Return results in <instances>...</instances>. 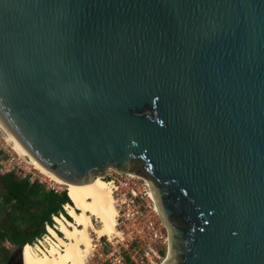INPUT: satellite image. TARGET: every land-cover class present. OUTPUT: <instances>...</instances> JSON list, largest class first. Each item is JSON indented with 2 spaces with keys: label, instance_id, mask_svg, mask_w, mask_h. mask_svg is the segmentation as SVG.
Returning <instances> with one entry per match:
<instances>
[{
  "label": "water",
  "instance_id": "1",
  "mask_svg": "<svg viewBox=\"0 0 264 264\" xmlns=\"http://www.w3.org/2000/svg\"><path fill=\"white\" fill-rule=\"evenodd\" d=\"M0 122L69 183L149 178L169 264H264V0H0Z\"/></svg>",
  "mask_w": 264,
  "mask_h": 264
},
{
  "label": "built area",
  "instance_id": "2",
  "mask_svg": "<svg viewBox=\"0 0 264 264\" xmlns=\"http://www.w3.org/2000/svg\"><path fill=\"white\" fill-rule=\"evenodd\" d=\"M10 146L13 149L12 145ZM10 172H17L22 179L29 180L31 184L34 182L41 184L47 191L68 194L67 184L58 183L42 173L28 155H21L14 149L7 150L0 138V177ZM104 178L111 184L113 194L117 200L120 212L118 225L121 226L122 234L119 237L122 241L118 249L113 246L111 251L104 253V258H101L98 264H103V261L109 264H133L137 262V257L132 252L137 250H140L144 255V264H158V260L161 259L164 252L161 248H157L156 244L169 245V232L166 222L157 210L156 202L152 197L150 179L142 174L122 173L115 169H109ZM65 204L62 205L64 211L53 213L51 216L53 221L46 222L44 233L36 237L31 243L37 254L48 252L51 242L58 244L57 237L51 229L60 235L62 234L56 216L62 217L63 214L67 216L68 212ZM5 205L0 195V209ZM107 240L112 244L108 237ZM5 245L7 248L13 246L8 240ZM122 247L124 251L129 252V258L125 259L118 251Z\"/></svg>",
  "mask_w": 264,
  "mask_h": 264
},
{
  "label": "bare ground",
  "instance_id": "3",
  "mask_svg": "<svg viewBox=\"0 0 264 264\" xmlns=\"http://www.w3.org/2000/svg\"><path fill=\"white\" fill-rule=\"evenodd\" d=\"M0 127L6 133V141L12 143V147L16 152L21 155H28L35 166L48 177L58 183L67 184L68 195L72 201V203L65 204L72 219L64 214L62 217L56 216L62 234L60 235L51 229L57 237L58 244L51 242V247L45 254H37L31 244H26L22 250L24 264H88V257H90L89 255L95 246L92 233L97 234V237L100 238L107 236L111 240L122 235L121 230L118 228L119 207L112 186L107 179L97 174L93 176L94 180L92 182L73 184L58 178L31 156L9 134L1 122ZM151 194L156 202L157 210L162 214L158 198L152 191ZM96 219L99 220V226L95 224ZM171 257L172 247L170 244L165 261L158 264H169Z\"/></svg>",
  "mask_w": 264,
  "mask_h": 264
},
{
  "label": "trees",
  "instance_id": "4",
  "mask_svg": "<svg viewBox=\"0 0 264 264\" xmlns=\"http://www.w3.org/2000/svg\"><path fill=\"white\" fill-rule=\"evenodd\" d=\"M51 193L37 182L20 178L17 172L0 177V195L6 204L0 209V264H9L13 255L5 245L7 240L19 248L31 244L44 233L45 223L53 221L52 213L63 209L62 204L72 203L67 193L57 194L62 200L57 206L56 200L48 197Z\"/></svg>",
  "mask_w": 264,
  "mask_h": 264
},
{
  "label": "rangeland",
  "instance_id": "5",
  "mask_svg": "<svg viewBox=\"0 0 264 264\" xmlns=\"http://www.w3.org/2000/svg\"><path fill=\"white\" fill-rule=\"evenodd\" d=\"M0 138H1L2 142H3V144L6 146L7 150H10V151L13 150L11 148V146H10V145H12V143L6 141V133H4V131L2 130L1 127H0ZM100 175L103 176V177L106 176L105 174H100ZM107 179H109V177H107ZM36 190H38V189H36ZM48 197H50L52 199H55L56 203H57V206H60V202L62 200L60 199V197L57 194L51 193V194L48 195ZM95 224L97 226H99L100 225L99 220L96 219L95 220ZM118 228L121 230V226L120 225H118ZM92 237H93V241H94L95 246H94V249L91 251V254L89 255L90 257H88V261H87L88 264H98V262L101 260V258H104V253L111 251L113 246H115L117 249H118L119 245L121 246V241L122 240H121L120 237H114L112 240L109 239V240L112 241V244H111V242H109L107 240V236H104V237L100 238V237H97V234L92 233ZM8 247L12 250L13 254H15V252H18L20 250L19 247L14 246V245L13 246H8ZM156 247L157 248H161L162 251L164 252L162 257H161V259L158 260V263H163L165 261L166 257H167V253H168V250H169L170 247H169V245H167V244L164 245L162 243H157ZM118 251L123 255V257L125 259L129 258V255H130L129 252L124 251L123 247L119 248ZM132 253H134L135 256L137 257V262H134L133 264H144L143 261L145 260V257H144V255L142 254V252L140 250H137L136 252L133 251ZM103 264H109V263L103 261Z\"/></svg>",
  "mask_w": 264,
  "mask_h": 264
},
{
  "label": "crops",
  "instance_id": "6",
  "mask_svg": "<svg viewBox=\"0 0 264 264\" xmlns=\"http://www.w3.org/2000/svg\"><path fill=\"white\" fill-rule=\"evenodd\" d=\"M20 178H21V177H20ZM40 185H41V184H40ZM41 186H42V185H41ZM42 188L44 189L43 186H42ZM44 190H45V189H44ZM45 191H47V190H45ZM48 192H49V191H48ZM51 192H53V191H51ZM53 193H55V192H53ZM56 194H58V193H56ZM62 194H64V193H62ZM58 195H61V194H58ZM62 205H63V204H62ZM61 210L64 211L63 209H61ZM61 210H59V211H61ZM59 211H58V212H59ZM58 212H57V213H58ZM52 214H53V213H52ZM6 247H7V246H6Z\"/></svg>",
  "mask_w": 264,
  "mask_h": 264
}]
</instances>
